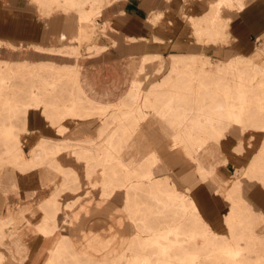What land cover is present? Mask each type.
<instances>
[{
	"label": "rangeland",
	"instance_id": "374dc122",
	"mask_svg": "<svg viewBox=\"0 0 264 264\" xmlns=\"http://www.w3.org/2000/svg\"><path fill=\"white\" fill-rule=\"evenodd\" d=\"M34 1L38 4L39 8L40 3H49L54 7H57L56 11L53 13L63 12L71 16L63 17L62 13L61 15L57 14L56 17L52 18H41L40 23L37 24L45 29L40 33V30H37L38 26L35 28V25L29 20L31 19L32 15L38 13L35 2L32 0H21V2L17 5L18 8L16 9H9L8 7L3 8L0 4V32L4 33V31H6L4 26L8 21L10 25H14L11 27V31H14V28H17L16 30L21 33L22 38L25 35L27 36H25V38H28V40H37L36 38H38V40H42L44 44H60L62 42H67L65 38L56 39L54 35H51L49 32V27L54 22L52 20L61 21V24L64 23V21H67V19L68 23L71 22L70 20L73 21L74 15L71 13H75L77 15L78 13L74 10L71 3H68L66 0ZM251 5L249 9H252L246 13L249 21H242L246 22L247 25H249L248 28L251 30V34L247 38L248 47L243 49L235 44L241 38V36L237 38L233 34V45H229L227 42L221 41H219L217 44H203L197 41L196 44L198 46L189 50L194 52H206L211 55L210 57H212L213 60H217L219 57L226 58L233 51H235L228 59L219 58L225 62L238 54H258L260 57H264V1L262 2V0H257L254 5ZM4 6L6 5L4 4ZM40 11L42 16H48L44 14L43 10L40 9ZM170 25H172L171 27H174L177 30L179 29V25L175 21H173V24ZM174 28L169 27V30L174 31ZM188 28L191 38L194 39L195 37L191 32L192 27L189 26ZM35 36L37 37L35 38ZM78 37L79 35H76L72 38V41H74L72 45L48 49V51L52 53H47L46 51L42 52L44 55H40L41 57H29L28 53L22 52L21 50L24 48L22 45L26 44L24 41H22L23 43L21 42L20 46L17 48H9L0 44V68L3 72V75L5 76V80L3 84H1L7 87L5 91H3L6 96H9L13 93V91H16L20 94V99H24L26 98L25 91H28L30 86L35 85L38 87V93H45V97H42L40 100H56V96L59 94L58 96L61 97L60 102L62 103L60 109L61 111H67L65 114H61V112L58 113L59 109L56 108V105H54L53 112H51L49 109L44 107L40 100H33L31 101V104L28 103L22 106V109L16 112V114L8 116V114L4 115L6 113L5 109H17L21 108V105L16 104L15 100H5L4 98H0V130L11 127L15 135L11 136L9 139L7 136L3 137V135L0 137V169L5 168V170L8 172H14L15 175L13 178L16 180V182L22 181L24 178H26V174H30L32 179H36L41 173L43 174L44 179L43 187L38 193H35L33 189L27 188L26 186H20L21 191H15L9 194L6 190L7 186L0 185V201H3V199L1 200L2 196L5 202L2 212L4 213L7 208H10L9 205L13 203V205H15L17 202L16 197L22 198L23 193L24 197L27 196L33 200L35 206L46 203V200L44 201L43 199L50 200L48 201L49 203H51V200L54 201L57 198V191H62V195L60 196L61 202H65L64 200L71 199L76 195L77 197L70 202H78L79 204H83L86 199L92 200L87 211L80 209V218L77 220L75 225H71L73 224L72 222L68 224L64 221L62 222V213H60L58 215L60 230L55 236L45 240L41 250H39V248L44 240L40 234H37L41 242L38 240V242L34 243L33 245L30 243L31 250H33L34 247L38 248L39 250V252L38 250L36 252H32V255L35 257L31 264H36L37 262L42 264L44 262L48 247L54 245L55 240L61 232L71 235L74 241H80V239L84 238L86 234V231L83 233L82 230L89 228L96 229L92 231L105 233V245H103L102 250L100 248L97 251V254L102 256L104 262L108 263V260L111 261V256L114 255L115 252H119V249L117 248L119 237L133 235L136 228L132 221L122 218L123 215L118 208L122 203V191L118 190V192L112 196L108 195L106 191L108 190L109 186H112V180H121L128 168L139 172L142 168L145 169L152 167L154 169L158 163L159 165L156 167V174L158 175H156L154 172L156 178L159 179L162 177L163 180H166L170 176V178L175 181L176 185L181 191H185L188 197H193L195 199L201 212L210 222V224L216 230L224 232L225 227L222 221V215L228 207V201L224 198V195L230 200L231 203L233 193L227 190L223 191L222 188L218 186V184L220 183L221 179L230 176L236 165L246 163L248 154L255 150L262 136H264V129L250 132V129H246V126L242 127V124H236L234 121L236 118V112H230L229 115L223 116L225 124L224 130L222 131L224 135H222L221 140L226 136L227 133V137L224 138L225 147L226 150L232 155L230 158L231 160L227 165L225 173L226 175L223 176L218 173L211 179L204 181L199 180L197 174L194 171L193 162L190 161L180 149L170 147L169 141H165L166 139L164 138L162 139L165 142V145L162 146L161 149L153 141L154 146L157 148V155H159L157 158V163L151 165L153 158L150 157V153L148 154L145 152L149 149V145L151 144L147 134L150 136L149 131L155 126L160 128V124L156 120L157 118L150 115L144 104L140 103V100L133 102V100L128 97L125 98L129 103H133L132 105L129 104L115 106L106 103L105 105H107V108L105 109L95 108V105L92 104L91 101H88V92L83 87V84L80 85L75 83V81H73L74 77L72 78L74 72L79 71L81 66V63H79L77 60V54L75 53L77 52L76 49L79 45ZM207 38H209V34L207 33H205L204 36H201L202 41L206 43L210 42L207 40ZM56 40L57 42H55ZM87 47L90 49L92 45H88ZM172 48H177V46H169V50ZM11 50L20 52L12 53ZM64 55L70 57L74 56L76 59L74 61H64ZM177 58L178 57L169 55L167 57L159 56V58H156V60H176ZM157 64L158 60L150 64L148 71L150 74L149 76L155 74V68ZM210 69L211 66H209L206 71H209ZM52 70L63 73V78L61 80L54 81ZM31 71H35L37 75H32L30 73L27 74V72ZM260 80V77L254 76L252 83H247L248 94L249 96H252V98L249 99L248 107L257 113H261L260 115H254L257 117H248V120L259 119L258 117L261 116L264 124V80ZM186 86L189 87L192 86V84L189 83L188 85L186 84ZM80 89L83 92L84 100L82 101L81 113L77 114L78 109L74 111V107L71 108V106L73 103L72 99L75 96L73 94H76V92ZM241 102H243V100H239L238 104H235L233 107L237 108ZM139 108L141 109L139 110ZM230 108L231 105L227 104L226 106L222 107V110L229 111ZM31 109L42 110L43 114L51 121L54 126L58 128L62 135L69 128L64 125H67L68 123L70 130L66 132L64 136H69L71 138L94 136L100 121H102V124L99 127L98 134L95 137H85L76 140H52L45 137H40L36 140V142H34L40 133L45 134V130L42 129L41 132L37 130H28L27 115ZM88 117H97L98 120H92L93 122L87 121L85 123H83V121L64 122L66 119L76 120ZM180 118L181 117L179 116H175L167 120L169 126L173 127L174 129L172 130L171 134L167 135H180V138H167L169 140H202L201 137H185V139H182L186 134L184 130H182L183 134H178L180 132V128L185 129V127L182 126ZM32 119L34 120L33 117ZM51 129V135L53 137L56 138L62 136L61 134L54 132L53 127H51ZM206 129L207 130L198 131L194 135L199 134L203 137L207 135L209 136V128ZM157 131L158 130H156V132ZM113 134H115V136L112 138L115 140L113 147H108L106 141L111 139V135ZM215 138H217V136H215ZM240 138H242L244 142L241 147L242 150L245 152L246 149V153L244 154L245 156L242 157L236 153L232 147L233 144ZM121 140H131L132 146H128V143L126 144V142H120ZM176 143L180 145V141ZM263 145L264 138L257 151L253 155V158L251 159L246 171L249 174L247 177L259 178L264 183V160L263 162L256 163V158L262 152ZM239 146L240 145L238 144L237 147ZM150 151H156V149H151ZM193 151L198 157L196 160H194L198 175L202 179L208 178L206 173L199 168L200 163L208 158L207 154L204 153L197 144L193 145ZM64 155L73 156L79 162H82L85 165L84 176L88 186L85 192H83L86 188L84 184V178L80 176L82 174L81 164L76 162L74 159L64 158ZM159 156L161 157V160ZM65 163L74 165L79 171L72 166H67ZM1 172L2 171L0 170V173ZM56 174H59L61 177H63L61 184H56L55 179L53 180V177ZM159 174L165 175L160 176ZM247 177H241L242 190L239 177L235 176V178H232L229 185V190H231V188H235V196L239 198L238 203L239 207H241V212L239 214L242 223V227L239 230V232L241 231L240 249L236 250L234 248L235 245L230 243L232 246H234L232 247V253L230 254L226 252V249H220L223 247L221 242L215 244H205L202 240L198 239V237L190 235V227L188 226V224H190L189 217L180 218L181 223H186L185 225L181 224L180 227V236L181 238H185V241L180 242V245H186L192 250L196 249L200 252V256L192 260H183L181 264H264V215L255 212L251 205L242 196L243 192L245 198L250 201L255 209L262 210L264 204V185L256 179H249ZM162 179L160 180L161 182H163ZM185 186H188L189 189L187 188L185 190ZM215 188L218 192L214 191ZM67 191L71 192L65 194ZM97 191L99 192V196ZM32 192L34 194L29 195V193L32 194ZM12 197H14V199ZM129 197L131 199V208L133 210L137 209L139 212L138 215L141 213V210L146 209L148 206H150V204L154 203V201L148 196V193L146 191L141 192L140 187L137 186L130 188ZM13 200H16V202ZM49 208H51V206ZM171 210L173 209H170V213H172ZM47 214L53 215V211L48 209ZM51 219L53 220V218ZM170 219L171 216H167L161 218L160 221L167 222ZM141 236L148 238L146 246L155 252L159 247H164L166 249L172 247L173 251H176L179 248L178 243L172 242L174 237L173 232L168 233V239L162 236V234L158 233L154 237V233L152 234L150 231ZM96 246L97 245L94 244L95 248ZM129 255L132 259H137V254L135 251L129 252ZM154 260L155 262L160 261L158 256H156ZM8 261L13 260L10 259ZM136 263L141 264L143 262H138L136 260Z\"/></svg>",
	"mask_w": 264,
	"mask_h": 264
},
{
	"label": "bare ground",
	"instance_id": "6f19581e",
	"mask_svg": "<svg viewBox=\"0 0 264 264\" xmlns=\"http://www.w3.org/2000/svg\"><path fill=\"white\" fill-rule=\"evenodd\" d=\"M66 1L71 3L79 15V45L76 49L77 52H75L77 60L79 61V56L83 54H92L103 50L106 45L101 44L97 39L96 20L101 15L103 9L109 4L114 3V0ZM243 5L244 0H218L211 7V11L217 19L215 22L196 24V35L201 37V34L204 32L209 34L208 41L215 43L219 41L226 42V38L229 35L227 32L228 22L223 19L221 14L226 8H237L240 10L243 8ZM40 9L44 11V14L50 16L54 14L53 12L56 11L57 7L42 2L40 3ZM200 40L202 39L200 38ZM88 45H92V47L88 49ZM157 60L158 64L155 68V74L149 76L150 64ZM157 60L156 57H130L128 59L130 77L126 89L116 99L96 98L88 92V101H91L95 105V108L105 109L107 108L106 103L115 106L132 105L133 103H129L125 97L130 98L133 102L140 100V103L144 104L150 115L157 118L156 120L160 124V129L165 136L171 134L172 130H174L173 127L169 126L167 120L175 116L181 117L180 121L182 126L185 127V129L180 128L178 134H183L182 130H184L186 135H194L198 131L209 128V137L202 138V140H169L170 147L182 149L186 156L193 161L198 158L193 151V145H199L200 149L208 156L205 161L200 163L199 168L209 178L218 165L228 160L221 148V138L224 135L222 133L225 124L224 115L236 112L235 123L242 124V127L246 126V129H250V132L264 129L261 116L258 117L259 119L248 120V117H257L254 115H260L261 113H257L248 107L249 99L252 96H249L247 91V83H252L254 76H258L261 80H264V57H260L258 54H238L225 62L220 59L213 60L200 54L188 55L187 57H183V59L177 58L176 60ZM209 66H211V69L206 71ZM29 73L37 75L35 71L27 72V74ZM63 76V73L53 71L54 81L61 80ZM72 78L75 83L82 85L80 70L75 71ZM4 80L5 76L0 68V96H2L0 98L15 100L16 104L21 105V108L5 109L6 113L4 115L8 114L10 116L16 114L25 104H31V101L40 100L42 97H45V93L40 94L37 92L38 87L35 85L30 86L28 91H25L26 98L24 99H20V94L16 91L6 96L3 91L7 87L2 85ZM189 83L192 86H186ZM58 95L56 96V100L40 101L49 111L53 112L54 105H56V108L59 109L58 113L65 114L67 111H61L60 109L62 103L60 102L61 97ZM73 95L75 96L72 99L71 108L74 107V111L78 109L77 114H79L81 113L82 101L84 100L83 92L80 89ZM239 100H243V102L237 108L233 107L235 104H238ZM227 104L231 105L230 110L223 111L222 107ZM2 135L3 137L7 136L8 139L11 136H15L11 127L1 129L0 137ZM114 136L115 134L111 135V139L106 141L108 147H113L115 140L112 138ZM182 139H185V137ZM178 141H180V145L176 143ZM120 142H126L128 146H132L131 140H121ZM243 144V140H240V146L236 147L239 153H244L241 148ZM151 149H155L152 142L149 145V149L145 151L148 154L150 153V157L153 158L152 165L157 163L158 155L157 151H150ZM263 160L264 145L262 146V152L256 158L257 162H255L259 163L263 162ZM248 166L249 164L237 167L235 170L236 177L240 178L242 175L249 176L246 171ZM0 170L2 171L0 173V185H6V190L9 194L21 191L20 186L31 188L35 193H38L43 187L44 179L41 173L36 179H32L30 174H26V178L16 182L13 178L14 172H8L5 168ZM62 178L61 175L56 174L53 180L55 179L56 184H61ZM161 179L162 177L156 178L154 169L150 167L142 168L139 172L128 168L121 180H112V186L108 187L106 193L112 196L118 190L122 191L123 198L119 210L123 215V219L134 223L136 230L133 235L119 237L117 245L119 252H115L111 256V261L108 260V263H106L102 256L97 254V251L100 248L102 250L103 245H105V233L90 230L85 232V237L81 238L80 241H74L71 235L60 233L42 264H137L136 260L143 262L141 264H181L183 260H192L200 256L199 250H192L186 245H180V242L185 241V238H181L180 236V227L181 224H184L180 222V218L186 217L190 219V224H188L190 235L198 237L205 244L221 242L223 247L220 249H226V252L230 254L232 253V247H234L230 243L235 245L234 248L236 250L240 249L241 231L239 232V230L242 227V223L239 214L241 207H239L238 203L239 198L235 196V188L229 190V188L223 189L221 187L223 191L227 190L233 193L230 207V210L233 211H229L225 215L226 230L218 232L208 224L200 211H198L194 199L188 197L185 191H181L170 176L166 180L162 179L163 182L160 181ZM134 186L140 187L141 192L146 191L150 199L154 201L146 209L141 210L139 215L137 209L133 210L131 208V199L129 197V190ZM33 194V192L32 194L29 193V195ZM23 195L24 193L22 194V198L16 197L17 202L13 200L16 202L15 205H13L14 203L9 205L10 208H7L4 213H0V264H4L5 261L10 259L18 264H29V261L35 256L32 255L26 235H23L25 229L35 234H40L43 240L51 238L59 231L60 223L58 215L60 213H62L65 223H75L80 216V209L87 211L92 201L91 199H86L83 204L70 201L61 202L60 196L62 195V191H57V198L54 201L51 200V203H49L48 201L50 200L43 199L44 201L46 200V203L35 206L30 197H24ZM12 198L14 199V197ZM50 206L51 208H49ZM171 208L173 209L171 210L172 213H170ZM48 209L53 211V215L47 214ZM167 216H171L169 221H160L161 218ZM148 231L152 234L154 233V237L158 233L167 239L169 238L168 233L173 232L174 237L172 242L179 244L178 250L173 251L172 247L168 249L159 247L156 252L152 251L146 246L148 238L141 236ZM94 244L97 245L96 248ZM132 251H135L137 254L136 260L132 259L129 255V252ZM156 256H158L160 261L155 262L154 258Z\"/></svg>",
	"mask_w": 264,
	"mask_h": 264
},
{
	"label": "crops",
	"instance_id": "0c3cea01",
	"mask_svg": "<svg viewBox=\"0 0 264 264\" xmlns=\"http://www.w3.org/2000/svg\"><path fill=\"white\" fill-rule=\"evenodd\" d=\"M32 1L35 2L34 0ZM217 1L218 0H114L113 1L114 3H111L108 6H106L103 9L101 15L97 18V31H98L97 39L101 44L106 45V47L99 52L92 53V54H83L79 56V61L81 63L80 79L83 84V87L86 89L87 92H89L92 96L96 98L116 99L120 95V93L124 89H126L128 85V79L130 77L128 59L130 57H138V56L146 57L147 56V57L159 58V56L167 57L169 55H172L173 57H178V58L183 59V57H187L188 55L202 54L206 56L207 58L212 59V57H210L211 55H209L206 52H203V51L194 52V51H190L189 49L198 46L196 44L197 41L203 44H217L213 41L206 43L200 40L201 38L200 36L196 35V24L200 25V24H204V22H207V23L215 22V20L217 19L215 14L211 11L212 5H214V3ZM263 1L264 0H262V2ZM20 2L21 0H0L1 7L3 8L8 7L9 9L18 8L17 5ZM255 2H257V0H244V5L242 9L238 10L237 8H234V9L226 8L221 14L223 19H225L228 22L227 32L229 33V35L226 38V42L229 45L234 44L233 36L235 35L237 38L241 36V38L235 44H237L240 48H243V49L248 47L247 38L251 34V30L250 28H248L249 25H247L246 22H242V21H249V19L246 16V13L252 9V8L249 9L250 5L251 4L254 5ZM4 4L6 6H4ZM35 4H36V9L38 13H36L35 15H32L31 19L29 20L32 21V23L35 25V28L38 26L37 30H40L39 32L41 33L45 29L37 24V23H40L41 18L56 17L57 14L61 15L63 12H56L50 16H42L38 4L36 2ZM22 10H25V9H22ZM63 14H62L63 17L71 16L66 13H63ZM71 14L74 15V19L73 21L70 20L71 21L70 23L67 22L68 19L67 21H64V23L62 24H61V21L52 20L54 22L49 27V32L51 33V35H54L56 39L65 38L67 42H62L60 44H57V43L56 44H44L42 40L39 39L40 40L39 41L38 38H36L37 36H35L37 40H28V38H25L26 35L22 38L21 33H19L18 30H16L17 28H14V31H11V27L14 25H10V23H8L7 21L6 25L4 26L6 30L4 31V33L6 34L0 32V44L5 45L9 48H17L20 46L21 42L24 41L26 42V44L22 45V47L24 48L21 51L28 53L29 57H35V56L41 57L40 55L42 56L44 55L42 52L46 51L47 53H52L48 51V49L58 48V47H67L68 45H72L74 42L72 41V38L79 34L80 23H79L78 15L75 13H71ZM173 21L178 23L179 25L178 30L175 29L174 27H171L172 25L170 24H173ZM189 26L192 27L191 32L195 37L194 39L191 38L190 36L191 34H189V28H188ZM169 27L174 28V31H170ZM204 34L205 33L203 32L201 36L202 35L204 36ZM55 42H57V40ZM171 45L175 47L177 46V48H172L171 50H169V46ZM11 52L17 53L20 51L11 50ZM234 52L235 51H233L226 58H223V57H219V58L228 59ZM75 59L76 57L74 56L70 57V56L64 55V61H74ZM32 117L34 118V120L32 119ZM92 120L96 121L98 120V118L88 117V118H80L76 120L66 119L64 122L67 123V121L69 122L83 121V123H85L87 121H92ZM101 124H102V121H100V123L98 124L96 128V134L94 136H83V137L81 136L79 138H71L69 136H64V134L70 130V126L68 123L67 125L64 124L65 126L69 128L62 135V133L58 130V128L54 126L51 123V121L43 114L42 110L31 109L27 115V127L29 131L37 130L41 132L42 129L45 130V134L40 133L34 142H36V140L40 137H45V138L52 139V140H58V139L76 140V139H81L85 137H88V138L95 137L98 134V130ZM51 127L54 128V132L61 134L62 136L56 137V138L53 137L51 135L52 133ZM154 129L158 131L156 132V130ZM149 132H150L149 133L150 136L147 134V137L150 139L153 146L155 143L160 149L162 146L165 145V142L163 141L162 138L166 139L165 141L167 140L169 141L167 137H179L180 138V135L165 136V134L161 131V129L158 126L151 128ZM183 137L206 138L209 136L207 135L203 137L202 135H184ZM226 137H227V133L224 138ZM224 138L221 140V148L223 152L226 154V157L228 160L227 162L218 165L216 167V170L213 172V174L209 178H206V179H202L198 175V172L196 169V163L191 158L186 156V154L184 153L182 149L178 148L190 161L193 162L194 171L197 174V177L199 178V180L204 181L207 179H211L218 173L221 176L226 175L225 173H226L227 165H228V162L231 160L230 158L232 155L226 150ZM263 138L264 136H262L255 150L252 151L250 154H248L246 163L236 165L233 171L231 172L230 176H228L227 178L221 179L218 186L222 187L223 189L229 188L230 180L232 178H235L236 176V172H235L236 168L245 166L250 163L251 159L253 158V155L255 154L258 147L262 143ZM240 140H242V138L238 139V141L235 142L232 147H233V150L242 157V156H245L244 154L246 153V149L244 153H239L236 150V147L238 146ZM154 148L157 151V148L155 146ZM63 157L66 159L67 158L74 159L76 162L81 164L82 174L80 176L84 178V184L86 188L83 192H85L88 187L86 184L85 176H84L85 165L82 162H79L73 156L64 155ZM160 160H161V157H160ZM65 164L67 166H72L76 168L74 165H71L70 163H65ZM158 165L159 163L154 167L155 174H156V169H157L156 167H158ZM165 174H159V175L164 176ZM242 176H245V175H242ZM242 176H240L241 190H242V179H241ZM249 179H256L264 185V183L259 178L255 177V178H249ZM81 187H82V182H81ZM184 188L186 190L188 186H185ZM214 191L218 192L216 188L214 189ZM68 192H71V191H67L65 194H67ZM97 194L99 196L98 191H97ZM242 196L251 205L252 209L255 212L260 213L261 215H264V204L262 207L263 211L259 209H255L250 203V201L245 198V196L243 195V192H242ZM76 197L77 195L72 197L71 199L64 200V201L68 202V201L75 199ZM122 198H123V194H122ZM224 198L228 201V207L222 215V221L224 223V227L226 230L227 226H226V221H225L226 220L225 215L229 213L231 203H230V200L225 195H224ZM2 199L3 201H0V211L1 212L3 211V205L5 203L4 198H2L1 196V200ZM197 207L200 213L202 214V216L205 218L198 204H197ZM61 219L63 222V216ZM205 220L215 231H218L210 224V222L206 218ZM76 222L71 225H75ZM90 230H96V229L89 228V229L82 230V231L84 233L85 231H90ZM218 232H221V231H218ZM23 235H26V239L29 243V246H30V243L33 245L34 243L38 242V240H40L37 234L27 229H25ZM44 242L45 240L41 243L39 250H41V247L43 246ZM50 248H52V246L48 247L47 254L49 253ZM37 250L38 248L34 247L33 250L31 251L36 252ZM33 261H34V258H32L29 261V263L31 264ZM4 264H18V263L13 262V261H6ZM36 264H39V263L37 262Z\"/></svg>",
	"mask_w": 264,
	"mask_h": 264
}]
</instances>
